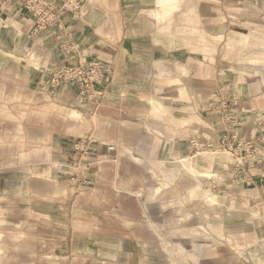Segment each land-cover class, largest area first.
<instances>
[{"label": "crops", "instance_id": "crops-1", "mask_svg": "<svg viewBox=\"0 0 264 264\" xmlns=\"http://www.w3.org/2000/svg\"><path fill=\"white\" fill-rule=\"evenodd\" d=\"M54 1L62 4L66 0ZM90 1V5H84L82 0L79 9L67 10L57 25L38 33L32 30L30 15L19 6L12 12L0 7V107L9 104L18 108L13 111V119L0 115V264L170 261L159 244L160 234L143 217L141 202L117 194L118 188L130 190L139 186L134 182L142 184L145 179L143 168L120 151H126L127 145L143 143L142 120L152 113V100L163 106L160 116L166 120L171 119L170 106L197 108L193 102L185 107L171 102L168 106L156 97L154 92L160 88L157 76H169L167 71L173 73L170 64L175 63L185 73L183 64L191 58L185 49L195 42L192 33L201 25V29L211 31L218 21L222 24V15L212 14V8L206 5L196 8L195 2L200 0H185L184 7L172 11L182 1L176 0L168 13L159 5L160 0ZM69 40L77 45L85 60L100 59L108 67L106 80L100 86L103 95L99 106L80 102L74 88L52 92L50 71L54 66L74 62V57L67 56L61 48ZM253 89L244 84L232 86V95L234 91L236 96L258 95L259 90L252 93ZM185 93L180 90L181 96L185 97ZM216 96L213 104L204 101L206 111L200 107L199 114L195 113L202 120L198 128L193 126L190 131L198 132L201 127V132L175 140L182 154L186 150L193 153V137L219 148L222 137L232 129L243 140H262L257 135L260 127L254 114L251 120H244L243 109L233 100L230 112L221 109L223 98L227 97L222 88L215 91ZM175 113L178 116L183 111ZM196 116L191 113L186 120ZM133 119L140 122L139 142L131 138L137 126ZM244 129L247 137L241 135L246 132ZM81 136L92 137L97 150V163L87 170L67 165L66 145L70 138ZM160 143L163 145L158 163L170 149L167 141ZM106 145L116 148L109 151ZM57 163L59 168L55 167ZM249 172L256 178L259 171ZM238 173L230 169L241 185L254 187L255 182L247 181L248 172Z\"/></svg>", "mask_w": 264, "mask_h": 264}, {"label": "rangeland", "instance_id": "rangeland-1", "mask_svg": "<svg viewBox=\"0 0 264 264\" xmlns=\"http://www.w3.org/2000/svg\"><path fill=\"white\" fill-rule=\"evenodd\" d=\"M186 3L185 0L180 1L172 11L184 7ZM82 4L90 5L91 1L84 0ZM201 5L211 7L212 14H221L222 24L218 21L211 31L201 29L203 25L197 28L192 33L195 42L185 49L186 55L191 57L183 64L186 67L185 73L179 63L170 64L173 73L170 70L167 71L169 76H157V87L160 88L154 92L168 106L171 102L173 105L185 107L188 102H193L192 105L197 108L182 110L170 106L173 108L171 119L166 120L151 113L142 120V127L145 129L144 135L141 132L143 143L136 144L137 146L127 145V150H121L120 153L129 154L135 160L133 162L143 168L145 179L142 184H136L139 182L134 180L133 185L139 186L130 190L118 188L117 194L128 196L133 202H141L143 217L147 218L150 228L161 236L159 244L170 259L169 262L166 260L167 264H264V161L250 166L245 162L249 159L246 151L232 156L227 155V152H223V155L196 153L192 143L193 153L188 154L186 150L182 154L175 144L177 137L188 139L189 136L201 132V127L198 132L190 131L193 126L197 125L198 128L201 123L202 116L196 114H199L200 107L206 111L208 106L203 107L204 101H211L213 104L217 100V96L214 97L215 91L222 88L227 93L223 103L227 101L226 109L229 112L232 109L230 104L234 101L243 109L244 120H251L254 114L260 127L257 135L262 137L256 144L259 147L257 153L260 158L264 155V0L195 2L196 8ZM0 7L1 10L12 12L18 5L12 3ZM26 20L28 17L24 19L27 24ZM241 35L244 36L240 38ZM234 80L237 81L233 82ZM240 84L253 86L252 93L259 90V94L236 96L234 91L232 95V86ZM180 90L186 91L185 97L180 95ZM187 90L190 91V97ZM204 92L208 95H202ZM195 102L199 105H195ZM214 106L213 108L218 109V106ZM11 107L9 104L1 106L0 109L5 112L0 111V115L13 119V111L18 108ZM175 110L183 113L178 117ZM191 113L196 117L191 121L186 120ZM19 115L22 116V113ZM80 116L77 118H81ZM132 123L140 124L136 119ZM140 129L137 125L132 130L131 138L134 141H140ZM245 133L248 134V131ZM244 134L242 132L241 135L248 136ZM70 139L66 145L68 167L87 170L94 166L97 163V150H94L93 138L81 136ZM192 139L194 137L190 142ZM165 140L170 149L167 157H163V161L158 163L163 145L160 142H166ZM106 147L110 151L109 145ZM112 147L115 150L116 146ZM134 156L141 159L137 160ZM184 157L191 158L194 165H200L198 170L206 173L205 176L196 178L188 173L178 162ZM218 162L221 164L220 168ZM55 167L59 168L60 165L57 163ZM230 169L240 172L238 175L241 171L248 172L247 181L255 182L254 187L241 185L239 179L230 174ZM250 169L259 171L256 178L251 177ZM194 189L202 191V195L194 196V192H190ZM211 195L216 200L214 204L208 201V196ZM229 228L234 233L228 231Z\"/></svg>", "mask_w": 264, "mask_h": 264}, {"label": "built area", "instance_id": "built-area-1", "mask_svg": "<svg viewBox=\"0 0 264 264\" xmlns=\"http://www.w3.org/2000/svg\"><path fill=\"white\" fill-rule=\"evenodd\" d=\"M81 2L82 0H66L59 4L54 0H0V5L17 4L30 15L33 22L32 30L34 33H38L57 25L67 10L79 9ZM61 48L67 56L74 57V62L64 66H54L50 71L52 92L62 88H74L78 92L80 102H89L99 106L103 93L100 86L105 82L108 72L106 63L100 59L85 60V55L70 40L68 43H64ZM226 104L227 101L224 103L222 101L221 108L226 109ZM191 143L196 153L211 151L223 155V152H227V155L232 156L246 151L249 159H246L245 162H248L250 166H256L259 162L264 161V155L261 158L258 157L259 147L256 145L257 143L254 140L241 139L234 129L222 137L221 147L217 149L209 141L203 143V139L200 137H195ZM109 149L113 150L114 148L109 145Z\"/></svg>", "mask_w": 264, "mask_h": 264}, {"label": "bare ground", "instance_id": "bare-ground-1", "mask_svg": "<svg viewBox=\"0 0 264 264\" xmlns=\"http://www.w3.org/2000/svg\"><path fill=\"white\" fill-rule=\"evenodd\" d=\"M176 2H177L176 0H160L159 5L161 6L162 9H164L166 13H168V9H172L173 7H175ZM162 113H163V106L158 101L152 100V114L160 115ZM205 152H209L211 154H217L211 151H205ZM178 162L183 168H185L186 171H188L191 174L196 175L197 177H204L206 174L198 170V167H200V165H197L196 163L194 165V162L191 158L184 157V158L179 159ZM197 194L202 195L198 191H195L193 193L194 196ZM208 201H210L211 204H214L216 202L214 196L212 197V195L208 196Z\"/></svg>", "mask_w": 264, "mask_h": 264}]
</instances>
